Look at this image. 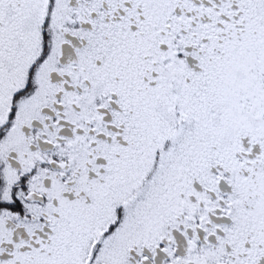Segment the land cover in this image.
I'll return each instance as SVG.
<instances>
[{
    "label": "snow or ice",
    "instance_id": "snow-or-ice-1",
    "mask_svg": "<svg viewBox=\"0 0 264 264\" xmlns=\"http://www.w3.org/2000/svg\"><path fill=\"white\" fill-rule=\"evenodd\" d=\"M0 264H264V0H0Z\"/></svg>",
    "mask_w": 264,
    "mask_h": 264
}]
</instances>
